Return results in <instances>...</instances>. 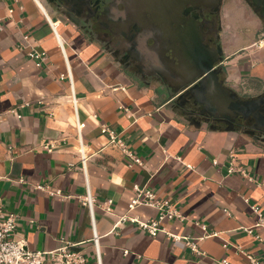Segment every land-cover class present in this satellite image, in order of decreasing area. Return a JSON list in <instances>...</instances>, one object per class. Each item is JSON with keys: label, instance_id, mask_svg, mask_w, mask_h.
<instances>
[{"label": "crops", "instance_id": "1", "mask_svg": "<svg viewBox=\"0 0 264 264\" xmlns=\"http://www.w3.org/2000/svg\"><path fill=\"white\" fill-rule=\"evenodd\" d=\"M237 27L228 29L227 52L245 50L230 61L223 86L251 100L264 82V48L240 42ZM122 31L132 32L126 23ZM147 32L142 39L128 36L140 44L137 60L125 53L127 40L113 52L45 0H0V206L17 215L15 239L33 252L75 244L87 264H97L95 234L102 264H251L247 255L264 264V227L256 226L250 208L264 214V144L228 125L190 122L179 94L155 74L147 49L163 43L176 64L180 56L167 55L172 44L161 39L150 45ZM30 46L47 53L41 68L27 56ZM78 121L85 124L81 140L90 156L85 169ZM102 125L119 133L143 166L130 167L129 158L108 145ZM232 152L255 181L227 174ZM135 185L172 202L182 219L163 227L204 255L164 233L152 237L132 223L116 226L122 215L145 221L158 215L148 206L128 211ZM88 193L96 201L93 219L78 199ZM109 200L113 214L99 207ZM202 226L218 236L204 237Z\"/></svg>", "mask_w": 264, "mask_h": 264}, {"label": "flooded vegetation", "instance_id": "2", "mask_svg": "<svg viewBox=\"0 0 264 264\" xmlns=\"http://www.w3.org/2000/svg\"><path fill=\"white\" fill-rule=\"evenodd\" d=\"M45 1L57 12L77 21L89 36L106 41L113 52H121L123 47L120 43L128 40V36L140 35L138 38L142 39L143 30L147 28V34L152 37L150 45L156 39L172 44L167 55L175 53L186 58L205 54L223 85L227 84L230 61L235 54L245 50L243 47L232 54L227 52L225 42L231 30H228L226 12H231V17L235 14L240 18L237 27L240 42L253 40L264 48V41L260 40L264 37V0H239L240 5L238 0H77L75 9L81 10L80 15L70 11L64 0ZM124 23L130 25L131 34L123 33ZM104 28L111 29L108 32ZM249 98L258 101L259 110L264 111V82ZM179 103L182 105L185 100ZM201 112L197 120L228 125L264 144V114L259 116L256 111V116L225 121L218 116L203 114L201 108L198 115Z\"/></svg>", "mask_w": 264, "mask_h": 264}, {"label": "built area", "instance_id": "3", "mask_svg": "<svg viewBox=\"0 0 264 264\" xmlns=\"http://www.w3.org/2000/svg\"><path fill=\"white\" fill-rule=\"evenodd\" d=\"M30 36L24 35L23 41L29 42ZM30 60L34 62L36 67L41 68L47 57L45 51L39 50L35 46H30V50L27 54ZM74 107L76 109V102L74 101ZM85 128L84 123L77 122V133L79 139L78 153L80 155V161L82 168L85 169L86 164L90 156L86 153V148L81 140L82 130ZM101 134L107 137L108 145L112 148L118 149L127 156L130 160V167L135 165L143 166V159L137 156L134 151L124 142L120 134L117 133L112 128L102 125ZM48 152H52V145H46L44 147ZM239 173L242 177L249 181H255L248 173L245 168L238 166V161L235 156V153L232 152L229 156L227 174ZM134 191L136 196L131 201L128 206V211L131 212L139 206H148L157 209L158 215L155 219L151 220H142L138 217L131 216L129 214L122 215L119 217L116 226L124 223H132L138 226L139 229L146 231L152 237H157L160 233H164L168 237L172 238L175 241L184 240L186 245L190 247L194 252L204 255V253H199L197 246L192 243L188 238L182 239L166 231L163 227V223L167 221H173L176 219H182L178 209L167 199L158 197L157 193L152 190L142 188L138 185H135ZM56 194L60 195L59 191ZM80 202L88 208L89 213L93 219V207L96 203L88 193L85 196H80L78 198ZM1 201V199H0ZM113 201L109 200L99 205L106 214H113ZM251 210L258 217L256 226L264 227V214L258 209L256 205H251ZM227 214L228 212L225 211ZM17 228V215L13 212L4 210L0 206V264H87L88 259L82 251H75L73 247L75 244H68L58 251H37L33 252L27 249L24 241H18L15 239ZM204 231V237H215L218 236V233H208L207 227L202 226ZM248 234H252V229H244ZM93 245L95 248L97 264H102L100 250H99V237L95 234L93 237ZM227 248V245L224 246ZM128 254V251L124 252ZM247 258L251 264H263L256 257L252 255H247ZM220 264H228L226 260H223Z\"/></svg>", "mask_w": 264, "mask_h": 264}, {"label": "water", "instance_id": "4", "mask_svg": "<svg viewBox=\"0 0 264 264\" xmlns=\"http://www.w3.org/2000/svg\"><path fill=\"white\" fill-rule=\"evenodd\" d=\"M64 3L69 6L70 11L80 15L81 10L75 9L78 6L77 0H64ZM127 41L126 49L123 47L125 53L129 54L128 56L135 54V59L140 60V44L131 38ZM163 47V43H159L156 47L147 49L156 71L155 74L168 79L174 95L179 94L176 97L177 100H185L184 114L190 122L201 124L202 120H197V117L202 114L201 112L198 115L200 108L203 110V114L218 116L225 121L244 119L251 115L256 116L257 113L259 116H263L264 111L259 110L258 101L241 100L231 89L223 86L218 79L214 65L206 60L205 54H197L184 60L179 57V63L176 64L174 59L166 56L167 49L165 50ZM205 122H209V120ZM230 128L234 130V128Z\"/></svg>", "mask_w": 264, "mask_h": 264}, {"label": "rangeland", "instance_id": "5", "mask_svg": "<svg viewBox=\"0 0 264 264\" xmlns=\"http://www.w3.org/2000/svg\"><path fill=\"white\" fill-rule=\"evenodd\" d=\"M238 5H240L239 4V0H238ZM231 15H232V13L231 12H226V16H227V19H228V21H227V26H228V29H234L235 27H237L240 23H239V21L237 20V19H231L230 17H231ZM236 32V30H232V38L231 39H233L234 37H236V35H237V32H236V34H235V32ZM235 35V36H234ZM261 41H264V37H262L261 39H260ZM254 41H251L250 43H248V44H252ZM255 49V51H254V53L257 51L258 52V50H256V47H254Z\"/></svg>", "mask_w": 264, "mask_h": 264}]
</instances>
